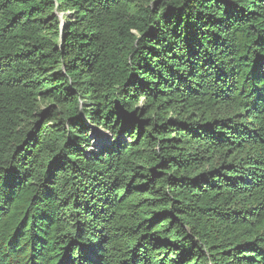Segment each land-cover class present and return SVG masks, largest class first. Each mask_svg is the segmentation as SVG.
<instances>
[{
  "label": "trees",
  "instance_id": "16d2710c",
  "mask_svg": "<svg viewBox=\"0 0 264 264\" xmlns=\"http://www.w3.org/2000/svg\"><path fill=\"white\" fill-rule=\"evenodd\" d=\"M0 264H264V0H0Z\"/></svg>",
  "mask_w": 264,
  "mask_h": 264
},
{
  "label": "rangeland",
  "instance_id": "374dc122",
  "mask_svg": "<svg viewBox=\"0 0 264 264\" xmlns=\"http://www.w3.org/2000/svg\"><path fill=\"white\" fill-rule=\"evenodd\" d=\"M59 16L61 18L62 14H60ZM85 121L87 124H89L87 120H85ZM91 130H92L91 139H92V147L93 148H98L101 145L109 142V140H110L109 136L104 135V133L101 129H97L96 127L92 126ZM106 134H108V133H106Z\"/></svg>",
  "mask_w": 264,
  "mask_h": 264
},
{
  "label": "bare ground",
  "instance_id": "6f19581e",
  "mask_svg": "<svg viewBox=\"0 0 264 264\" xmlns=\"http://www.w3.org/2000/svg\"><path fill=\"white\" fill-rule=\"evenodd\" d=\"M95 133V132H94Z\"/></svg>",
  "mask_w": 264,
  "mask_h": 264
}]
</instances>
